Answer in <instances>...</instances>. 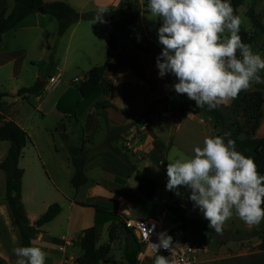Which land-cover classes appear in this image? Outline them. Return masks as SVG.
Masks as SVG:
<instances>
[{"label":"rangeland","instance_id":"obj_1","mask_svg":"<svg viewBox=\"0 0 264 264\" xmlns=\"http://www.w3.org/2000/svg\"><path fill=\"white\" fill-rule=\"evenodd\" d=\"M65 1L79 12L94 8L92 1L84 6H81V0ZM144 1L147 0H128V3L125 4L124 0H104V3H114L116 6L112 5L113 7L124 8V16L128 12L130 15H135L136 18L135 21H132L126 16L125 20L115 22L117 24L116 29L109 21L100 24L110 28L112 32L115 31L116 36L114 38L117 43H125L127 45L126 52L141 60L147 72L152 74L154 69L149 58L140 49L135 48V44L138 43L136 33H142L162 50V45L159 44L158 40L160 27L157 23L158 18L150 17L147 6H143ZM253 1L243 0L242 4L233 7L234 14L239 15L242 19L240 29L247 31L251 29L250 20L245 12L248 4L253 3L255 12L264 10V0ZM45 16L48 22L45 24L44 35H38V43L29 42L35 33L33 30H23L15 38L7 40L12 45L15 42L18 43L17 45L22 42L26 47V52L23 50L21 53L24 59L22 66L18 68L16 73L13 72L12 63L0 65V91L7 93L2 99L6 107L4 114L13 120L24 123L25 131L29 135L18 159V166L23 169L21 201L28 218L33 221L52 202H57L61 206V212L41 227L43 238L38 240L34 238L31 241L32 246H39L46 252V264H75L74 259L82 253L81 248L73 240L69 246L64 243H56L54 238H60L61 235L67 239L69 237L77 238L81 232L82 214L85 207L70 204L69 198L80 201L84 200L87 195L93 194L118 199L119 209L128 210L126 215L130 217L163 216L166 230H170L179 224V222L173 221V214L166 208L168 204L178 202L187 218L200 219L197 227L189 226L183 232L174 234L175 241L180 244L193 245L199 249L195 253L197 262L207 261V264L262 263L264 252L260 243L262 240L264 242V233L261 232L263 222L259 227L249 228L234 217L225 224L223 233L217 234L215 230L209 229L208 221L203 218L202 212L198 208H194L193 202L188 199L189 191L187 189L181 187L179 191L183 195H177L175 191L166 188L168 180L166 168L169 158L191 157L194 155V147L202 146L206 136H222L217 133V128L213 127L210 117L203 112L192 113L190 108L187 113L181 116H172L171 109L178 106V102H175L166 111L161 112L160 116H155L149 127H145L144 123H138V126L133 127L134 125H132V128L129 127L122 133L120 141L123 144L126 141L129 142L130 145L126 148H128V155L131 160L137 164L138 169L153 178L157 184L153 199H147L138 190L134 170L118 159L116 160V167H121L124 173H129L128 179L124 180L125 185L133 193V199H126L121 195L110 193L104 187L94 184V181L100 178V170L92 163L85 169L89 182L78 189L71 186L70 177L73 174V166L69 161L70 153L67 143L61 135L62 128L67 129L66 133L70 138H68V143H79L81 134L84 133L85 129V112H90L92 118H95V121L92 122L94 128L90 135L94 143L99 144L106 135L109 119L119 121L127 118L129 120L132 116L129 111L138 107L142 108L151 94L143 86L129 82L124 86L126 108L122 110L105 108L103 106H106V103L101 101L99 93H95L81 99L77 104L74 103L68 111L69 114L61 116L56 115V111L48 103V100L41 106L40 112L36 107L39 103V100L35 99L36 94H30L27 99L23 100L21 96L16 94L17 89L34 83L36 76L46 78L55 71L54 65L59 64V54L63 52L62 42L68 34L64 33L62 40L59 39L58 41L55 17L48 13H45ZM95 33L96 31L89 32V34ZM43 37L44 46L41 41ZM110 37L111 35H108L107 39ZM256 42L259 47H254L253 51L258 52L264 58V35H259ZM104 45L100 46V39L96 40L94 37L93 42H87L81 46L73 47L74 44L71 42L68 59L78 60L84 67L80 69L88 71L97 65L94 63L97 61L95 58L99 56L97 55L99 52L102 57L106 56ZM123 54L125 53L119 55ZM77 72L81 71L73 65L66 66L61 81L70 79ZM152 75L154 76V74ZM261 76L264 77V72L261 73ZM154 77L158 84H156V89L152 91V95L158 97L165 93L163 90H166V80L164 77ZM173 79L176 82L174 76ZM254 88L255 84L247 91ZM262 92L264 97V84H262ZM44 95H51V92L44 91L42 97ZM177 96L182 100L189 99L186 95ZM102 104L104 105L102 106ZM227 106L221 105L219 109L224 110ZM105 110L106 114H104ZM261 112L259 127L255 133L257 137L264 134V101ZM152 134L156 135L165 145L164 158L160 163H153L149 155L152 143L149 144L146 138L152 140ZM8 146V141H0V160L4 157ZM103 165L115 167L112 162L103 163ZM107 225L101 226L97 244L107 240ZM123 240L124 235L119 234L112 242L105 264H128L123 256ZM19 242L18 231L12 223V217L5 201L4 172L0 169V256L3 258L4 264H15L16 257L13 254V249L20 247ZM59 245H63V249H60Z\"/></svg>","mask_w":264,"mask_h":264},{"label":"trees","instance_id":"obj_2","mask_svg":"<svg viewBox=\"0 0 264 264\" xmlns=\"http://www.w3.org/2000/svg\"><path fill=\"white\" fill-rule=\"evenodd\" d=\"M13 6L7 10L6 7L0 9V37L1 34L13 26H15L26 15L38 11L42 7L41 12L48 13L55 17L57 21V37L77 20H93L98 8H92L87 11L79 12L65 0H12ZM243 0H229L233 7L242 4ZM149 0L143 2V6L148 5ZM255 2V0L253 1ZM128 3V0H124ZM246 14L251 23V29H240L239 35L243 42L250 44L252 49L259 47L257 38L259 35H264V10L255 12L253 3L246 7ZM137 14V13H135ZM124 8L109 7V11L104 14V19L111 22L116 29L119 20H125ZM157 23L161 26L162 21L157 19ZM138 39L137 48L145 53L152 52L159 55L161 49L154 44L149 38L142 33H136ZM116 45L114 44V35H111L107 46V60L115 52ZM23 50L10 52L5 57L15 55L21 56ZM22 57V56H21ZM6 58V59H7ZM127 64L141 77L150 82L149 77L140 66V64L127 56ZM88 76L81 81L76 90L81 98H87L95 92H103L106 95L110 93L111 84L107 79L109 74L106 63L96 65L88 71H81ZM42 83L38 80L34 83L22 86L17 89L16 94L26 98L27 95L36 94L40 91ZM7 93L0 91V141L6 140L9 146L4 157L0 160V169L4 172V187L5 201L9 208L12 223L16 227L19 236L20 246H32V239L39 233L40 227L51 221L61 210V206L57 202L50 203L46 210L36 217L33 222H30L21 201V178L23 169L18 166V159L21 155L23 147L29 139L28 133L11 119L2 120L5 102L2 97ZM264 101L262 84H255V88L251 91H242L237 99L231 101L225 109L209 110L207 106L204 108H196L195 101L180 99L173 89H170L166 94L153 98L147 102L141 112L137 114L130 122L120 125H107L106 135L102 142L96 146L97 149H110L124 163L128 164L134 170V177L137 181L138 190L147 198L153 199L156 182L153 178L146 175L138 169L137 164L133 162L128 155V148L124 145H117L116 142L121 139L122 133L132 125L138 126L146 122L145 127H149L155 116H160V113L166 111L170 105L178 102L177 107L171 109L172 116H181L192 109V113L203 112L210 117L214 128H217V133L224 135L225 132L231 133V138L235 141L238 151L247 157L254 159L258 166V171L264 175V134L260 137L255 135L259 127L261 118V108ZM104 104H102L103 106ZM112 104L107 101L106 106ZM103 106V107H106ZM62 138L67 143L70 153L69 161L73 166V174L70 177V184L77 189L88 181V177L84 170V164L88 153L92 148L86 147L84 138L79 145H71L68 143V135L64 130L61 131ZM227 139V138H226ZM152 146L149 151L150 158L153 163H160L164 158L165 145L154 134L151 140ZM97 183L106 187L109 191L121 195L126 199H133V193L125 185V180L108 172H103ZM76 204L86 207H93L95 210L93 225L81 230L76 238V245L82 250V254L74 259L75 264H102L106 261V256L109 253L112 242L119 234L124 235L125 243L123 246V256L128 264L136 263V256L141 249V244L132 236L125 228V217L117 212L118 200L106 198L99 195L86 197L82 201L75 202ZM166 208L173 214V221L179 222L174 228L167 230L166 233L174 240V234L183 232L187 227H197L200 223L199 218H187L182 212V206L177 202L168 204ZM107 240L97 244L99 240L101 226L106 223ZM203 226H206L203 224ZM261 232L264 233V222ZM263 238V237H261ZM264 252V242L260 243ZM264 254V253H263ZM208 262H202L207 264ZM0 264H4L3 258L0 256ZM260 264H264V261Z\"/></svg>","mask_w":264,"mask_h":264},{"label":"clouds","instance_id":"obj_3","mask_svg":"<svg viewBox=\"0 0 264 264\" xmlns=\"http://www.w3.org/2000/svg\"><path fill=\"white\" fill-rule=\"evenodd\" d=\"M147 9L151 18L162 21L158 76H174L172 89L195 101L196 108L227 106L242 91L264 84V58L242 41V19L229 0H149ZM108 11L107 5L100 6L92 24L106 23ZM193 151L191 157L167 160L166 188L177 195H183L181 187L187 189L188 199L217 234L234 217L249 228L259 227L264 222V175L254 159L237 150L229 132L206 136ZM158 239L157 251L171 250L170 235L161 232ZM13 254L15 264H46L47 254L39 246L16 247ZM154 264H169L168 257L158 255Z\"/></svg>","mask_w":264,"mask_h":264},{"label":"crops","instance_id":"obj_4","mask_svg":"<svg viewBox=\"0 0 264 264\" xmlns=\"http://www.w3.org/2000/svg\"><path fill=\"white\" fill-rule=\"evenodd\" d=\"M11 1L12 0H0V9L3 8V7H6L7 10H9L13 6V1L12 2ZM44 1H51V0H44ZM81 1H82V5L81 6H84L86 3L92 1L94 8H99L102 5H107L108 7H111L112 5L116 6L114 3H111V4L107 3V2L104 3L103 2L104 0H81ZM45 17H46L45 13H43V12H41L39 10L36 11V12L30 13V14L26 15L24 18H22L15 26H13L12 28H10L8 30H5L1 34V37H0V65H3V64H6V63H12L13 72L14 73L17 72L18 68L20 66H22V61H23L24 58L19 56V55H15V56L7 58V57H5V55L6 54L8 55L10 52L16 51V50H24L25 51L26 47H25V45H23L22 42H20L19 45H17L18 44L17 42H15L14 45H12L7 40L9 38H15V36L21 34L23 30H33L35 33L30 38L29 42L30 43H38V41H39L38 35L39 34H43L44 35L45 24L48 22V19L45 18ZM92 21L93 20H77V21L73 22L63 32L62 35H64V33H68V34H67L66 38H64V40L62 42L63 52L61 54H59V58H58L59 64L56 63L54 66L55 67L59 66L61 68V70L63 71V73H64V69L68 65H73L75 68H78L80 71H82V69H80V68H84V67H82L83 65H81L78 60L73 59V58H72V60L68 59V54H69V49H70L71 42L74 44L73 47H75V46L84 45V43H87V42H93V37L96 40L100 39V46L105 44L104 45L105 46L104 47L105 48L104 51L106 52V56L102 57L100 55V52H99V54H97L99 56L97 58H95V60H97V61H95L96 63H94V64L101 65V64L106 63L108 71H109L107 79L110 81L111 89H110L109 95L108 94L106 95L103 92H95V93H99L100 94V98L102 99L101 100L102 102L107 103V101H109L112 104L111 106H106V107L115 108L117 110H122V109L127 107V104H126V101H125L124 86H125V84H127L129 82H131L133 84H137V85L143 86L144 88H146L151 94L149 96V99L147 100V102L152 100L155 97V96L152 95V91H154L156 89V84H158L157 80L155 79L154 76H156V78L157 77L159 78V76H158V68L156 67V55L154 53H152V52H149V53H145L144 52L147 55L146 57L149 58L151 65L153 66V69H154V71H153L154 73H152V74H154V76H153L152 74L147 72V69H146L144 63L141 60H139L136 57H133L131 54L126 52L127 45L125 43H120V42L117 43V41L114 38V44L116 45L115 52L107 60V46L109 44V39H107V38H108V35H114V37H115L116 36V32L115 31L112 32V30L110 28H106V27L102 26V24H100V23L92 24ZM17 29H19V30H17ZM90 31H96V33L95 34H89ZM56 35H57V31H56ZM62 35L57 37L58 41H59V39L62 40ZM41 41H42V45L44 46V37L41 39ZM136 45L137 44H135V48L137 47ZM120 53H125V54L119 55ZM127 56L131 57L133 60L137 61L140 64V66L143 68V70L145 71V73L149 77L150 82L148 80H146L145 78L141 77L140 75H137V73L127 64V59H126ZM60 63H61V65H60ZM70 79H64V80L60 81L52 89H45L44 88V80H45V78L40 77V76H36V81L38 80L39 82L42 83L40 91L38 93H36V96H35V99L39 100V103H38V105L36 107L38 108V110L40 112H41V109H40L41 106L44 104V102L46 100H48V103L51 105V107L54 109V111H56V115H58V116L59 115L61 116V115H64V114L67 115V114H69L68 111L70 110V107L73 106L74 103L77 104V102L79 103L81 101V99H83V98H81L79 96V94H78V92L76 90V86L71 84ZM164 79L166 80V82H165V84H166L165 89L166 90H163V91L165 92L164 94H166L170 89H172V85L175 82H174L173 76L171 74L166 75L164 77ZM30 84H32V83H30ZM30 84H27V85H30ZM27 85H25V86H27ZM44 91L51 92V95H48V96L44 95L42 97V93ZM32 95H35V94H32ZM28 96L29 95H27L26 98H23L21 96V98L23 100H25V99L28 98ZM3 97H2V99H3ZM144 105L145 104H143L142 106H144ZM142 108L138 107V108L135 109L136 111L135 110L129 111V114L132 115L129 120L131 121V119H133L137 114H139L141 112ZM5 110H6V107H5ZM106 113L107 112L105 110L104 114H106ZM90 114H91L90 112H87V113L85 112V119H84V121H85L84 122L85 129H84V133L81 134L79 143H76V144L70 143L71 145H79L81 140L84 138V140H87L86 141V147L92 148L91 151L88 153V155L86 157L85 164H84V170L86 169V167L89 164L92 163V164L96 165L99 168V170H100V178H101L103 172H108V173H111V174H113L115 176H118V177H121V178L127 180L128 177H129V173L128 172L124 173L122 171L121 167H116V163H117L116 160L117 159L119 161H121V162H123V161L115 153H113L110 149H106V148L97 149V148H95L101 142L99 144L94 143V140H93V138L90 135L91 132H92V129L94 128V124L92 122L95 121V118H92V116ZM6 119L13 120L8 115L6 116L5 114H3L2 120H6ZM129 120H127V118L125 120H119V121L110 120L109 119L110 122H108V125L112 126V125L125 124V122L126 123L130 122ZM13 121L16 122L24 130H26V127H25L24 123H21V122H19L17 120H13ZM133 127H135V126H133ZM138 128H140V127H138ZM90 129H91V131H90ZM64 130H65V132H67V129L64 128ZM146 141L149 144L151 143V139H149V138H146ZM116 144L117 145H122V142L119 140V141L116 142ZM151 146H150V148H151ZM111 162H112L113 165H115V167L114 166H104L103 165V163H111ZM85 173H86V170H85ZM97 180L94 181V184L102 186V185L97 183ZM88 182H89V178H88V181L85 184H87ZM84 185H81V186H84ZM80 187H78V188H80ZM102 187H104V186H102ZM104 188L107 191H109L106 187H104ZM109 192L113 193L111 191H109ZM94 195H99V196H103V197H106V198H111V199L118 200L116 198H113V197H110V196L101 195V194L87 195L86 197L94 196ZM69 201H70V204H76L75 202H77V200H74L72 198H69ZM80 201H82V200H80ZM60 212H61V210H60ZM117 212L121 213L124 216H127L126 213H128V210H126V209H121L120 210L119 207H118ZM94 214H95V210L93 209V207H90V206H86L85 207V211L82 214V224H81L82 228L80 230L93 225V223H94ZM30 222H33V221L30 220ZM108 223L109 222H106L103 225L108 224ZM41 227H40L39 233L36 235L37 237H34L37 240L43 238V235L41 233ZM72 240L75 243L76 238L69 237L67 239L63 235H61L60 238H57V237L54 238V241L56 243H64V244L69 245V246H71V244L73 242ZM123 242L125 243V237H124ZM124 243H123V246H124ZM59 248L63 249V245H59ZM197 264H202V262L198 261Z\"/></svg>","mask_w":264,"mask_h":264},{"label":"built area","instance_id":"obj_5","mask_svg":"<svg viewBox=\"0 0 264 264\" xmlns=\"http://www.w3.org/2000/svg\"><path fill=\"white\" fill-rule=\"evenodd\" d=\"M63 75L61 68L56 67L55 71L45 78L44 88L52 89L61 81ZM87 76L86 73L77 72L71 77L70 82L74 86H77L81 81L85 80ZM143 123L146 124V122ZM122 145L129 147L130 144L126 141L124 144L122 143ZM163 213L165 214V211H163ZM123 220L125 228L132 234L137 242L141 244V249L137 253V261L135 264H154L155 258L158 255L167 256L169 264H197L195 253L199 249L193 245L180 244L179 242L172 240L171 250H164L161 248L157 251L154 244L159 242L158 234L167 231L164 226L163 216H125Z\"/></svg>","mask_w":264,"mask_h":264},{"label":"water","instance_id":"obj_6","mask_svg":"<svg viewBox=\"0 0 264 264\" xmlns=\"http://www.w3.org/2000/svg\"><path fill=\"white\" fill-rule=\"evenodd\" d=\"M39 11H42L43 10V8L42 7H39V9H38ZM125 15L127 16V17H129L130 18V20H132V21H135V18H136V16L135 15H130L128 12H126L125 13Z\"/></svg>","mask_w":264,"mask_h":264}]
</instances>
